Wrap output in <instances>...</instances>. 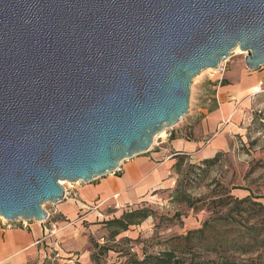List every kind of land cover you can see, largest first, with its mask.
I'll return each instance as SVG.
<instances>
[{"label":"water","instance_id":"95a60500","mask_svg":"<svg viewBox=\"0 0 264 264\" xmlns=\"http://www.w3.org/2000/svg\"><path fill=\"white\" fill-rule=\"evenodd\" d=\"M237 49L264 65V0H0L1 218L148 152Z\"/></svg>","mask_w":264,"mask_h":264},{"label":"rangeland","instance_id":"374dc122","mask_svg":"<svg viewBox=\"0 0 264 264\" xmlns=\"http://www.w3.org/2000/svg\"><path fill=\"white\" fill-rule=\"evenodd\" d=\"M239 56L245 55L235 52L219 68L207 69L193 79L188 113L173 128L159 134L152 148L166 138L180 135V131L194 138V130H198L206 113L215 107L216 90L223 81L227 65ZM244 120L241 123L243 133L233 135L229 147L215 157L214 163L181 156L170 187L156 192L146 202L124 210L126 213L144 208L149 210L150 216L118 236H113L115 228L106 224H96L94 228L82 224L86 229L77 237H67L70 233L57 235L61 228L56 212L59 203H45L43 208L51 216L44 222L55 233L43 241L44 251L31 264H124L131 257L142 259L166 248L172 238L201 228L220 199L228 195L246 198L237 196L236 190L248 194V190L242 189L247 188L255 196L264 197V108L253 111ZM60 184L66 193L73 195L76 186L83 183L62 181ZM108 218L112 220V217ZM0 220L11 227L36 222L27 221L25 225L22 220L8 223L1 217ZM51 223L55 227L50 226ZM241 262L245 264L244 260Z\"/></svg>","mask_w":264,"mask_h":264},{"label":"crops","instance_id":"0c3cea01","mask_svg":"<svg viewBox=\"0 0 264 264\" xmlns=\"http://www.w3.org/2000/svg\"><path fill=\"white\" fill-rule=\"evenodd\" d=\"M244 58L230 60L216 90L215 107L194 130L193 139L180 131V135L162 140L156 148L124 161L120 172L82 182L73 195L67 192L56 208L61 227L57 235L70 233L67 237H77L86 229L82 224L94 228L108 217H120L127 207L146 202L156 192L170 187L181 156L205 161L227 149L233 135L243 133L242 121L264 108V65L249 70ZM250 191L246 194L236 190V195L244 197ZM261 201L264 203V198ZM50 226L55 227L53 223ZM50 231L45 222L11 227L0 220V264H31L44 251L43 242H39Z\"/></svg>","mask_w":264,"mask_h":264},{"label":"trees","instance_id":"16d2710c","mask_svg":"<svg viewBox=\"0 0 264 264\" xmlns=\"http://www.w3.org/2000/svg\"><path fill=\"white\" fill-rule=\"evenodd\" d=\"M245 197L228 195L220 199L201 228L172 238L157 254L142 259L131 257L124 264H243L241 260L245 264H264V197L252 191ZM149 216V210L143 208L97 224L115 228L112 235L118 236Z\"/></svg>","mask_w":264,"mask_h":264},{"label":"built area","instance_id":"2783aa9c","mask_svg":"<svg viewBox=\"0 0 264 264\" xmlns=\"http://www.w3.org/2000/svg\"><path fill=\"white\" fill-rule=\"evenodd\" d=\"M158 140V139H157ZM121 171V167H119L115 172H120ZM67 193L65 192V195ZM96 208V207H95ZM98 208V207H97ZM6 223H8L9 221L4 220ZM23 221V220H22ZM17 222V221H16ZM25 225L27 224V221H24ZM55 233V230H51L50 233L47 234V236L44 237L43 240H41L39 243H42L43 241H45L47 238H50V236H52Z\"/></svg>","mask_w":264,"mask_h":264},{"label":"bare ground","instance_id":"6f19581e","mask_svg":"<svg viewBox=\"0 0 264 264\" xmlns=\"http://www.w3.org/2000/svg\"><path fill=\"white\" fill-rule=\"evenodd\" d=\"M236 52H239V53H241V52L239 51V49H237V50H236ZM241 54H243V53H241ZM160 134H162V135H163V134H164V132H162V133H160ZM0 217H1V216H0Z\"/></svg>","mask_w":264,"mask_h":264}]
</instances>
